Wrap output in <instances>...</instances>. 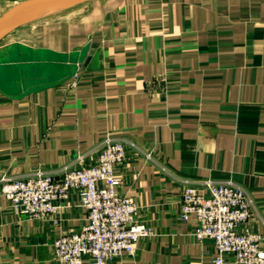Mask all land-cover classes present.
I'll use <instances>...</instances> for the list:
<instances>
[{
	"label": "crops",
	"instance_id": "crops-1",
	"mask_svg": "<svg viewBox=\"0 0 264 264\" xmlns=\"http://www.w3.org/2000/svg\"><path fill=\"white\" fill-rule=\"evenodd\" d=\"M21 1L0 0V15ZM109 136L126 142L120 193L154 234L108 264H214L215 242L181 217L185 187L207 179L244 187L246 226L264 233V0H91L4 36L0 264H63L55 240L88 223L76 190L35 219L3 179L92 166Z\"/></svg>",
	"mask_w": 264,
	"mask_h": 264
},
{
	"label": "built area",
	"instance_id": "built-area-1",
	"mask_svg": "<svg viewBox=\"0 0 264 264\" xmlns=\"http://www.w3.org/2000/svg\"><path fill=\"white\" fill-rule=\"evenodd\" d=\"M162 80L156 79L151 87ZM125 158L124 139L109 136L96 164L68 168L62 177L39 170L25 178H4L1 193L15 210L44 219L69 206L70 191L76 190L88 210V223L79 232L60 234L54 255L63 264H85L86 256L89 264H108L114 258L133 255L139 241L154 234L151 226L137 219V201L120 193L121 179L115 169ZM254 202L244 187L232 181L207 179L201 187H185L181 217L187 221L194 215L193 235L199 241L215 242L214 264H225L229 253L236 264H264V233L246 226Z\"/></svg>",
	"mask_w": 264,
	"mask_h": 264
},
{
	"label": "water",
	"instance_id": "water-1",
	"mask_svg": "<svg viewBox=\"0 0 264 264\" xmlns=\"http://www.w3.org/2000/svg\"><path fill=\"white\" fill-rule=\"evenodd\" d=\"M88 1L91 0H23L0 15V40L20 26Z\"/></svg>",
	"mask_w": 264,
	"mask_h": 264
},
{
	"label": "rangeland",
	"instance_id": "rangeland-1",
	"mask_svg": "<svg viewBox=\"0 0 264 264\" xmlns=\"http://www.w3.org/2000/svg\"><path fill=\"white\" fill-rule=\"evenodd\" d=\"M62 12V11H61ZM61 12H58V13H61ZM56 13H53V14H50V15H47V16H44V17H42L41 19H39V20H37V22L38 21H42L43 19H48L49 17H52L53 15H55ZM34 22H36V21H34ZM33 23V22H32Z\"/></svg>",
	"mask_w": 264,
	"mask_h": 264
}]
</instances>
